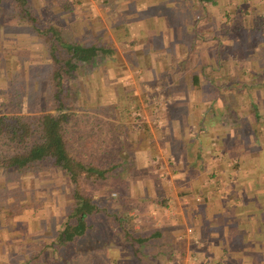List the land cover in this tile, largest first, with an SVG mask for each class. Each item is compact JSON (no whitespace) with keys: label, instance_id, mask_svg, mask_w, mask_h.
Here are the masks:
<instances>
[{"label":"crops","instance_id":"obj_1","mask_svg":"<svg viewBox=\"0 0 264 264\" xmlns=\"http://www.w3.org/2000/svg\"><path fill=\"white\" fill-rule=\"evenodd\" d=\"M225 1L79 0L81 15L65 22L99 47L68 79L82 80V94L61 98L66 149L133 151L128 213L137 232L150 227L167 245L147 257L156 263L198 235L223 264H264V6ZM10 19L1 17L0 35L15 32L3 25ZM122 163L97 169L114 165L119 181Z\"/></svg>","mask_w":264,"mask_h":264},{"label":"rangeland","instance_id":"obj_2","mask_svg":"<svg viewBox=\"0 0 264 264\" xmlns=\"http://www.w3.org/2000/svg\"><path fill=\"white\" fill-rule=\"evenodd\" d=\"M227 1L226 4L231 2L237 5L243 0ZM249 2L262 8L264 6V0ZM26 6L42 26H57L64 40L88 43L82 38H73L66 29L67 19L74 16L79 18L81 15L82 5L79 0H27ZM247 13L244 8V14ZM18 15L17 8L8 0L0 1V21L3 16L12 18L10 20L14 22L11 25H3L9 27L10 31H15L10 35L11 38L8 35H0V113L37 114L48 110V105H51V60L44 37L32 31L27 21ZM20 31H26L28 35L26 36L25 32L19 34ZM8 42L18 45L15 44L12 48L7 45ZM3 45L7 47L3 48ZM62 84L66 88H63L65 98L81 95L84 89L81 79H64ZM150 99L153 101L154 98ZM70 103L73 108L74 104ZM153 104L157 107L156 103ZM133 108L137 107L130 105L128 108V115L132 120L130 111ZM133 123L135 124L134 121ZM156 124L159 123L156 121ZM64 135L66 137L67 132ZM0 149L4 147L0 146ZM69 153L95 168H103L106 163L123 162L125 166L118 168L122 171L118 176L119 181L113 179L115 175L112 172L116 170L114 165L110 166L103 176L90 172L78 178L75 187L79 192L91 196L99 208L89 218L93 229L81 239L79 246L82 250L74 251L63 264H86V261L91 264H167L168 257L157 263L155 259L147 258L153 251L160 252V258L162 257L161 254L168 248L162 244V238L139 245L124 232L146 233L150 230V227L145 226L137 232L138 229L133 226V216L128 213L132 205L137 203L135 196L131 198L133 193L130 183L125 182L128 180L126 175L129 177L136 170L128 163L133 151L122 144L118 152L113 149L103 156L86 157L81 153ZM73 186L65 173L60 168L48 164L47 160L34 162L17 172L0 170V205L7 208L9 202L15 201L16 207H19L15 208L16 212L9 217L5 215L7 209L0 207V264H62L59 251L63 248L57 246L54 251L50 242L61 225L63 214L72 202ZM132 186L133 191L137 192V183H132ZM116 216L124 219L121 220L120 226ZM88 235L98 236L107 243L91 249L82 243ZM107 244L110 246H106ZM32 255H36L35 258H32ZM22 261L25 262L21 263Z\"/></svg>","mask_w":264,"mask_h":264},{"label":"trees","instance_id":"obj_3","mask_svg":"<svg viewBox=\"0 0 264 264\" xmlns=\"http://www.w3.org/2000/svg\"><path fill=\"white\" fill-rule=\"evenodd\" d=\"M8 1L17 8L18 16L27 21L32 31L44 37L52 66L50 68L52 88L49 92L51 105H48V110L44 112L37 114L0 113V146L4 147V149H0V170L17 172L26 169L34 162L47 160L48 164L60 168L72 182L74 185L72 202L63 214L61 225L50 242L54 251L57 246L63 248L59 251L63 264L74 251L82 250L79 246L81 239L89 230L93 229L89 218L99 208L91 196L79 192L75 184L78 178L83 175L93 172L102 176L103 171L76 159L66 149L62 125L66 121L67 114L64 111L65 103L61 99L65 95L63 88L64 90L66 88L62 83L64 79L74 77V70L80 63L88 62L95 57L99 47L93 44L84 45L64 40L54 25H41L37 17L27 8V0ZM13 203L15 204V201L9 202L7 208L0 205L7 209L6 217L15 213V208L19 209ZM115 218L120 226L121 220L124 219L120 216ZM124 232L128 233L130 239L139 245L152 238H157L156 233L153 234L151 230L146 233ZM82 243L92 249L101 247L107 242L98 236L88 235ZM35 256L32 255V258Z\"/></svg>","mask_w":264,"mask_h":264},{"label":"built area","instance_id":"obj_4","mask_svg":"<svg viewBox=\"0 0 264 264\" xmlns=\"http://www.w3.org/2000/svg\"><path fill=\"white\" fill-rule=\"evenodd\" d=\"M155 103L158 106L161 105L160 98L156 99ZM130 114L135 123H139L142 119V113L138 108H133L130 111ZM192 231L193 230L190 226L185 227L186 233H192ZM192 241L195 244L194 248L187 249L183 252L174 250L172 252L173 258L171 260H167V264H173V262H180L181 259L184 260V264H223L220 257L212 253L203 251L205 245L200 236H193Z\"/></svg>","mask_w":264,"mask_h":264}]
</instances>
